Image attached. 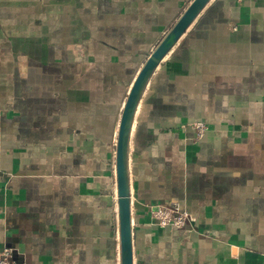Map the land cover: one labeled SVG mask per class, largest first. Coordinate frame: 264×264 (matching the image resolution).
Masks as SVG:
<instances>
[{"label":"crops","instance_id":"obj_1","mask_svg":"<svg viewBox=\"0 0 264 264\" xmlns=\"http://www.w3.org/2000/svg\"><path fill=\"white\" fill-rule=\"evenodd\" d=\"M191 1L0 0V249L16 264H120L122 106ZM128 166L132 264H264V0L207 3L146 86ZM172 203L184 230L147 214Z\"/></svg>","mask_w":264,"mask_h":264},{"label":"water","instance_id":"obj_2","mask_svg":"<svg viewBox=\"0 0 264 264\" xmlns=\"http://www.w3.org/2000/svg\"><path fill=\"white\" fill-rule=\"evenodd\" d=\"M210 0H192L148 55L133 80L122 106L115 144V185L120 264H132V228L128 153L138 104L155 69Z\"/></svg>","mask_w":264,"mask_h":264},{"label":"built area","instance_id":"obj_3","mask_svg":"<svg viewBox=\"0 0 264 264\" xmlns=\"http://www.w3.org/2000/svg\"><path fill=\"white\" fill-rule=\"evenodd\" d=\"M185 126H188L193 132L194 141L202 139L208 131V126L201 121H192ZM147 214L161 229L184 230L187 228L189 214L178 203H172L167 206L158 205L154 208H149ZM13 255L14 251L11 248L0 249V264H16L13 261Z\"/></svg>","mask_w":264,"mask_h":264}]
</instances>
